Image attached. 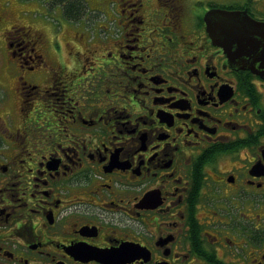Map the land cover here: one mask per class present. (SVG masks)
I'll use <instances>...</instances> for the list:
<instances>
[{
    "label": "flooded vegetation",
    "instance_id": "flooded-vegetation-1",
    "mask_svg": "<svg viewBox=\"0 0 264 264\" xmlns=\"http://www.w3.org/2000/svg\"><path fill=\"white\" fill-rule=\"evenodd\" d=\"M12 7L0 0V264H264L261 36L226 20L217 43L205 20L264 24V0ZM50 9L59 28L28 17Z\"/></svg>",
    "mask_w": 264,
    "mask_h": 264
},
{
    "label": "water",
    "instance_id": "water-1",
    "mask_svg": "<svg viewBox=\"0 0 264 264\" xmlns=\"http://www.w3.org/2000/svg\"><path fill=\"white\" fill-rule=\"evenodd\" d=\"M205 20L207 21L209 33L217 43L221 42L222 33L228 27L224 23L226 20L232 23L240 21L239 30L257 33V35L261 36L260 40L259 38H255V45L261 47L264 51V24L253 21L245 12L213 9L206 13Z\"/></svg>",
    "mask_w": 264,
    "mask_h": 264
},
{
    "label": "rangeland",
    "instance_id": "rangeland-1",
    "mask_svg": "<svg viewBox=\"0 0 264 264\" xmlns=\"http://www.w3.org/2000/svg\"><path fill=\"white\" fill-rule=\"evenodd\" d=\"M7 1V2H6ZM1 3L4 5V3H6V6H9V8L11 9V13L13 10V0H1ZM38 4V2H37ZM39 5V4H38ZM51 13H45L44 11L40 10L39 12L35 13V14H28L29 18H32L36 21V19L38 18L39 22H43V23H52L54 25H56L57 28H59L61 25H63L64 23V17L61 15L60 10L59 11H54L52 9H50ZM53 14L56 15V20L53 17ZM12 17V15H11ZM11 19H7L6 21H4V27H7L11 24ZM0 47H1V43H0ZM8 93L7 90V85H0V94L6 96V94Z\"/></svg>",
    "mask_w": 264,
    "mask_h": 264
}]
</instances>
